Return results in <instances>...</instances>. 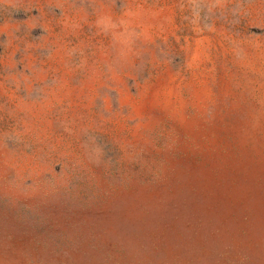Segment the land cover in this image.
<instances>
[{"label":"rangeland","instance_id":"rangeland-1","mask_svg":"<svg viewBox=\"0 0 264 264\" xmlns=\"http://www.w3.org/2000/svg\"><path fill=\"white\" fill-rule=\"evenodd\" d=\"M0 264H264V0H0Z\"/></svg>","mask_w":264,"mask_h":264}]
</instances>
